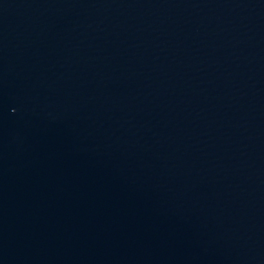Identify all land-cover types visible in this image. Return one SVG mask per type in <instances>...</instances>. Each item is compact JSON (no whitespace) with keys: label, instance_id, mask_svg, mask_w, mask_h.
I'll list each match as a JSON object with an SVG mask.
<instances>
[{"label":"water","instance_id":"obj_1","mask_svg":"<svg viewBox=\"0 0 264 264\" xmlns=\"http://www.w3.org/2000/svg\"><path fill=\"white\" fill-rule=\"evenodd\" d=\"M0 264H264V0H0Z\"/></svg>","mask_w":264,"mask_h":264}]
</instances>
